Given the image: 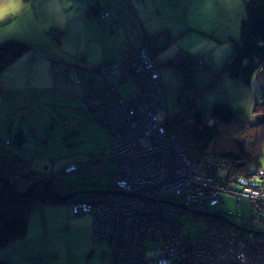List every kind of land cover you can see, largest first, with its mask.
I'll list each match as a JSON object with an SVG mask.
<instances>
[{"label":"rangeland","instance_id":"1","mask_svg":"<svg viewBox=\"0 0 264 264\" xmlns=\"http://www.w3.org/2000/svg\"><path fill=\"white\" fill-rule=\"evenodd\" d=\"M31 1L25 0V8L21 13L0 24V45L12 40L31 45L30 50L0 72V141L3 151L30 160L32 166L29 169L26 167L24 171L33 170V173L29 171L31 175L29 174L27 179L20 177L21 182L11 180L12 185L6 182L7 187L24 193L29 181L44 183L45 179L49 178L55 188H59L61 192L64 190V193L109 189L113 182L112 175L117 169L115 158L107 154L111 137L105 128L96 123V107L91 103L85 104L88 93L83 87H78L79 93L75 92L76 94L59 90L54 92L56 85L61 83L56 77L55 69L60 64L59 61L73 63L75 58L82 56L87 57L88 65L102 64L99 58L105 47L100 41L106 38V47L113 49L123 41V34L117 28L114 33L106 29L104 35L99 27L93 26V22H84L71 11L66 15L56 16L54 8L61 10L62 0H51L47 3L50 9L45 16L57 20L55 23H44ZM160 1V6L147 11L145 19L141 17V21L148 33L159 35V44L163 45V50L158 51V58L163 64L161 79L165 85L171 117L179 110L177 100L181 94L184 99H192L194 108L197 109H209L214 103L227 102L236 113H243L254 123V104L264 91L263 79L258 74L251 85H246L226 72L220 73L226 59L240 42L241 21L244 17L243 1L182 0L183 6L180 8L171 7L167 0ZM76 6L78 2H68V8ZM38 9L41 10L40 6ZM146 19L147 24L144 22ZM51 30L62 32V40L58 41L57 34L52 35ZM173 60L188 63L193 68L192 77L186 84L178 67L170 63ZM124 62L123 83L118 91L126 98L137 91L134 79L126 74L130 75L131 67L135 70L136 65L133 62ZM68 69L70 66L66 71ZM65 72L62 77L66 76ZM80 75L86 76L83 71ZM219 127L221 135L211 146V152L233 148L237 138H247L253 154L260 146L258 133L250 129L248 124L238 121L233 126ZM21 129L25 140L23 148L19 149L15 140ZM261 135L264 138V131ZM10 138L11 145L6 143V139ZM183 145L185 146L184 143ZM186 149L190 152L187 147ZM191 153L196 155L192 151ZM90 161L94 162L90 164ZM258 161L260 165L257 170L264 169V144L260 149ZM83 163L89 164L83 168ZM107 163L108 168L104 172V169L99 167H104ZM70 164L78 165L82 171L64 174L65 169L71 168H67ZM256 165L253 164L252 167L255 168ZM231 166L233 167V164ZM252 167L250 166L251 169ZM230 170L233 172L234 168ZM255 171L247 172L246 169L243 175L245 186H250V173ZM232 172L229 171L230 175L228 173L223 179L224 182L229 181V177L231 183L236 180ZM215 176L218 177L216 171L212 177ZM113 188L112 190H115ZM254 189L258 187L254 185ZM56 194L60 195L57 192ZM111 195L117 194L104 196ZM76 196L80 198L81 195ZM131 196L134 194L129 197ZM166 198H161L159 202L183 203L184 200L182 197ZM76 199L78 198L72 197L63 203L35 206L29 214L26 237L14 239L1 248L0 260L10 264H114L108 243L96 242L94 239L93 215L77 216L73 213V206L78 202ZM175 208L180 214L176 218L182 224L184 232L193 238L208 230V225L202 218L206 211L208 214L250 227L255 235L264 233V216L253 211L250 198H236L224 194L223 201L218 205L207 206L205 211L194 213L189 212L188 206V211ZM246 241L244 236L239 238L240 248L246 246ZM257 242L259 243V240ZM155 244L160 248L162 242L158 240ZM150 245L154 247L152 241L145 243L146 253ZM227 247L230 248V245ZM259 247L264 250V243H260ZM252 249L259 248L252 245ZM263 257L264 255H261L260 260ZM144 264H157V259L146 258Z\"/></svg>","mask_w":264,"mask_h":264},{"label":"built area","instance_id":"2","mask_svg":"<svg viewBox=\"0 0 264 264\" xmlns=\"http://www.w3.org/2000/svg\"><path fill=\"white\" fill-rule=\"evenodd\" d=\"M98 13L100 18L108 15L103 9ZM146 38L135 59L137 69L133 79L137 91L126 98L115 89L109 91L112 86L119 89L122 84L121 65L112 63L97 72V82L103 84L104 94L90 99L97 110L96 123L111 137L107 154L117 163L112 175L113 189L134 196L111 195L96 203L79 201L74 204L73 213L93 215L94 239L109 243L114 264H144L148 241L154 243L152 255L157 264H264V257L260 260L264 250L259 247L263 242H257L250 227L236 223L235 232L217 222L218 218L207 216L206 211L202 218L208 230L193 238L184 232L176 218L180 214L175 206L159 202L161 198L182 197L181 204L194 213L218 205L223 195L229 194L252 199L253 211L264 216V169L250 173V186H245L243 177L241 182H224L229 171L232 172L227 158L197 157L186 149L167 124L170 111L161 79L158 38ZM74 71L76 68L68 69L61 80L79 83ZM87 87L95 92L92 81ZM86 164L89 163H83V168ZM69 167L64 168L65 174H75L80 169L76 164ZM215 171L218 177H212ZM242 236L247 241L240 248ZM158 240L162 242L160 248L155 244ZM252 245L260 250H253Z\"/></svg>","mask_w":264,"mask_h":264},{"label":"trees","instance_id":"3","mask_svg":"<svg viewBox=\"0 0 264 264\" xmlns=\"http://www.w3.org/2000/svg\"><path fill=\"white\" fill-rule=\"evenodd\" d=\"M242 1L244 4V17L241 21L240 42L235 46L231 55L226 59L220 73L226 72L232 78L246 85H251L254 81V77L258 74L264 81V0ZM139 2L143 3V0H139ZM98 12L99 10H97V15L100 20L106 19L109 15L108 11L106 17L100 18ZM138 26L142 39L135 54L130 56L127 60V63H134L136 65L135 70L130 66V74L131 70H133V76L137 69L135 59L144 43V39L146 37H155L159 40V35H153L146 31L142 21ZM51 31L52 35L55 33L57 34L58 37L56 36V39L58 41L62 40V32L56 30ZM30 49V44L16 40L0 45V72ZM162 50L163 45L160 44V52ZM123 61H125V58L107 64L87 65L84 56L77 57L75 63L71 65L69 64V66L70 68L73 67V69L76 68V71L74 72L79 79V83H69L85 89L88 93L85 104L87 103L90 105V99L92 97L100 95V93L104 94L105 92L103 84L97 82L96 77L98 69L102 66H107L108 64L119 63L121 69L124 70L125 67L122 65L124 64ZM78 62H81L82 64L79 65ZM170 63L178 67L184 77V84L189 82L193 74V68L188 63L183 64L176 60L170 61ZM160 65L162 68L163 64L161 61ZM201 67L203 68V65H201ZM81 71L86 74L85 77L80 75ZM90 81L93 83L95 92H91L87 87V83ZM121 81V83H123V80ZM191 100L192 99H184L183 95L180 94L177 100L179 110L174 117H171L170 115V118L167 120L169 129L177 133L190 152H194L197 157H204L209 154V156L221 155L227 158L230 163L233 164L232 168H234V171L232 173L234 174L232 175L236 177L235 182H241L240 178L245 175L244 173L246 169L247 172L257 170L260 165L258 161L260 149L262 144H264V138L261 135L264 131V91L254 104V114L256 115V121L254 123H251L243 113H236L227 102L214 103L209 109H197L194 108V104ZM238 121L242 122V124H248L250 129H254L256 133H258L257 138L261 143L259 148L257 150L255 149V154H253L249 148L247 138L235 139L233 148L229 150L211 152V146L221 135L219 126H233L235 125V122ZM24 138V132L23 130H20L17 139L15 140V142L18 143L17 145L19 149L23 148ZM8 141L9 143L7 140L6 143L11 145L12 139H9ZM2 146V142L0 141V249L6 247L14 239H23L26 237L29 225V214L35 206L67 202L68 199L63 198L64 195L66 196V194L72 193L70 191H65L64 193V190L61 192L59 188L56 189L53 181L49 178L45 179L46 181L44 183H39L37 187L24 193H18L12 188L9 189L5 180L8 184H11L13 183L11 180L20 181V177L23 180L27 179L30 170L24 171V169L26 167L29 169L30 166H32V163L30 160H26V158H23L22 156L19 157L12 151H10L13 153L12 155L6 154V152L3 151L4 149ZM253 164H257L255 168L252 167ZM81 171L80 168L77 173H80ZM30 172L33 173V170ZM233 179L235 178L233 177ZM34 182L37 181H29L27 183V190ZM112 188L113 185H111L109 189ZM56 192L58 194L60 193L61 197H59ZM3 195L5 196L3 197ZM80 195V198L76 195L73 198H78L76 199L78 202L87 201L96 203L100 202L102 198L105 197L102 194L92 193ZM225 221L221 218L217 219V222H220L228 229L237 232L234 228L236 223L228 219ZM256 238L264 243V233L259 232V234L256 235ZM253 240H255V238H253ZM0 264L10 263L5 260H0Z\"/></svg>","mask_w":264,"mask_h":264},{"label":"crops","instance_id":"4","mask_svg":"<svg viewBox=\"0 0 264 264\" xmlns=\"http://www.w3.org/2000/svg\"><path fill=\"white\" fill-rule=\"evenodd\" d=\"M50 1L51 0H32L31 1V3L34 4V8L37 10V14L39 13L41 17L40 18L41 21H43L44 23L45 22L55 23L57 20L55 18H51V17L48 18L45 16V14L49 12L50 6L47 3ZM69 1L71 0H67V2L62 0L61 5L64 8L62 6H61V10L60 8H54V14L56 16L64 15V14L66 15L71 11L76 16L81 17L80 20L87 22V23L89 21L93 22L94 23L93 26L99 27L103 31L104 35H106V29L112 30V32L114 33L117 31V28L119 29L118 31H121V33L123 34V41L119 43L118 47H115L113 49H108L106 47L107 46L106 38L100 41V43H102V46L105 47L104 49H102V53L99 58L102 64H107V63H110L116 60H122L124 58H125V61L127 62L128 58L135 54L138 46L140 45L141 39H142L141 32L138 26L141 22V17L145 19L146 17L145 13L147 11L151 9H155V7L158 8L160 6L159 5L160 0H143V3H140L139 0H82V1L74 0L75 2H78V6L73 7V8H68ZM167 2L171 4L170 5L171 7L174 6L175 8H180L183 6L182 0H167ZM38 6H40L41 10L38 9ZM100 9L109 11L108 17L104 20L102 19L100 20L98 18L97 10H100ZM70 19L71 18H69V21ZM144 22H146L147 24V19ZM89 57H90V54H89ZM86 58L87 57H85V60ZM99 59L97 60L99 61ZM75 61H76V58H75ZM75 61L73 63H75ZM59 62L60 64L56 67L55 71L57 73L56 77H58L59 80H61L60 79L62 77L61 75L66 71L69 64L71 65L73 63L66 64L63 61H59ZM123 63L125 64L124 61ZM124 70H122V77L124 75L123 74ZM126 74L129 78H133L131 74L130 75L128 73ZM58 90L60 92L65 91L68 93H73V92L79 93L78 86L73 85L72 83H69V82H64V81H61L60 84L56 85L54 92L57 93L59 92ZM6 140L8 141L9 139H6ZM93 162L94 161H90L89 163H93ZM107 165L108 163L106 164V166L101 167L102 169H104V172L108 168ZM147 249H148V252L146 253V258L149 259L153 257L152 250H154L155 247L150 245Z\"/></svg>","mask_w":264,"mask_h":264},{"label":"water","instance_id":"5","mask_svg":"<svg viewBox=\"0 0 264 264\" xmlns=\"http://www.w3.org/2000/svg\"><path fill=\"white\" fill-rule=\"evenodd\" d=\"M71 165L72 164H70L69 166H71ZM5 182H7V181L5 180ZM39 183L40 182H35L34 184H32L30 186V188L27 191H30L31 189H34L35 187H37V185H39ZM87 193L102 194V195H110V194L126 195V196H130L131 195V194L125 193L123 191H117V190H112V189H107V190H104V189H94V190H81V191H77V192H72V193L67 194L63 198L69 199V198L74 197L75 195L87 194ZM59 197H61V196L59 195ZM166 202L169 203V204H171V205H173V206H175V207H178V208H181V209H187L186 206L183 205V204H181V203H178V202H175V201H166ZM208 216H211V217H214V218L215 217L222 218L221 216H217V215H214V214H208Z\"/></svg>","mask_w":264,"mask_h":264},{"label":"clouds","instance_id":"6","mask_svg":"<svg viewBox=\"0 0 264 264\" xmlns=\"http://www.w3.org/2000/svg\"><path fill=\"white\" fill-rule=\"evenodd\" d=\"M24 8L25 0H0V24L21 13Z\"/></svg>","mask_w":264,"mask_h":264},{"label":"bare ground","instance_id":"7","mask_svg":"<svg viewBox=\"0 0 264 264\" xmlns=\"http://www.w3.org/2000/svg\"><path fill=\"white\" fill-rule=\"evenodd\" d=\"M112 89H115V90H117V92L119 93V91H118V88L117 87H111L110 89H109V91L111 92L112 91ZM229 180H231V177H229Z\"/></svg>","mask_w":264,"mask_h":264}]
</instances>
